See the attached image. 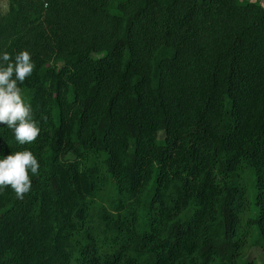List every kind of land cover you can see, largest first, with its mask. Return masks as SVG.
I'll use <instances>...</instances> for the list:
<instances>
[{"label": "trees", "instance_id": "obj_1", "mask_svg": "<svg viewBox=\"0 0 264 264\" xmlns=\"http://www.w3.org/2000/svg\"><path fill=\"white\" fill-rule=\"evenodd\" d=\"M0 52L40 170L0 190V264H264V3L7 0Z\"/></svg>", "mask_w": 264, "mask_h": 264}, {"label": "clouds", "instance_id": "obj_2", "mask_svg": "<svg viewBox=\"0 0 264 264\" xmlns=\"http://www.w3.org/2000/svg\"><path fill=\"white\" fill-rule=\"evenodd\" d=\"M34 66L27 49L18 52L14 59L8 52H0V124L13 129L20 144L35 141L41 131L33 118L32 105L25 100L19 86L31 76ZM39 170V159L29 149L6 156L0 153V190L11 186L16 196L23 199Z\"/></svg>", "mask_w": 264, "mask_h": 264}, {"label": "rangeland", "instance_id": "obj_3", "mask_svg": "<svg viewBox=\"0 0 264 264\" xmlns=\"http://www.w3.org/2000/svg\"><path fill=\"white\" fill-rule=\"evenodd\" d=\"M257 1L264 3V0H257ZM7 8H8L7 0H0V9L6 10ZM250 256L252 259H262L264 257V251L261 248L254 249L250 252Z\"/></svg>", "mask_w": 264, "mask_h": 264}]
</instances>
